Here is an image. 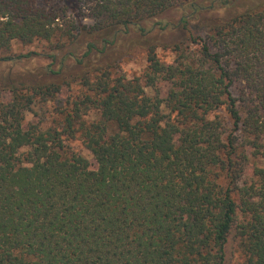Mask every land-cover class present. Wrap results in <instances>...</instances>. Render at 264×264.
Returning a JSON list of instances; mask_svg holds the SVG:
<instances>
[{"label": "trees", "instance_id": "1", "mask_svg": "<svg viewBox=\"0 0 264 264\" xmlns=\"http://www.w3.org/2000/svg\"><path fill=\"white\" fill-rule=\"evenodd\" d=\"M15 41L56 68L0 89V264H225L232 230L264 264V0H0Z\"/></svg>", "mask_w": 264, "mask_h": 264}, {"label": "rangeland", "instance_id": "2", "mask_svg": "<svg viewBox=\"0 0 264 264\" xmlns=\"http://www.w3.org/2000/svg\"><path fill=\"white\" fill-rule=\"evenodd\" d=\"M33 53L30 57L14 59L13 61H0V89L7 87L10 82H19L21 80H32L37 78L45 66L56 68V57L53 63L50 61V54L53 51L48 50L45 42L35 41L31 44H21L15 41L11 44V48L7 51H0L1 56H13L17 54H26L28 52ZM40 53V54H39ZM160 55L166 61L172 59V55L169 53L160 52ZM121 68L127 76L131 77L138 75L145 67V58L141 52L140 47H133L124 57L121 59ZM6 94V93H3ZM32 119L31 114H27L25 121ZM66 144L75 152L86 157L90 162H94L92 154L84 147L81 141L77 138L67 139ZM248 171H246V174ZM234 230L230 233L226 244V260L225 264H244L243 257L237 249V239L234 237Z\"/></svg>", "mask_w": 264, "mask_h": 264}]
</instances>
